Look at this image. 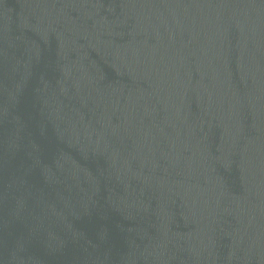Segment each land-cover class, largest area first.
Returning a JSON list of instances; mask_svg holds the SVG:
<instances>
[{
  "label": "water",
  "instance_id": "1",
  "mask_svg": "<svg viewBox=\"0 0 264 264\" xmlns=\"http://www.w3.org/2000/svg\"><path fill=\"white\" fill-rule=\"evenodd\" d=\"M0 264H264V0H0Z\"/></svg>",
  "mask_w": 264,
  "mask_h": 264
}]
</instances>
